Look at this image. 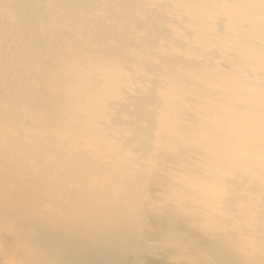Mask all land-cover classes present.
Returning <instances> with one entry per match:
<instances>
[{
  "label": "bare ground",
  "instance_id": "bare-ground-1",
  "mask_svg": "<svg viewBox=\"0 0 264 264\" xmlns=\"http://www.w3.org/2000/svg\"><path fill=\"white\" fill-rule=\"evenodd\" d=\"M0 264H264V0H0Z\"/></svg>",
  "mask_w": 264,
  "mask_h": 264
},
{
  "label": "rangeland",
  "instance_id": "rangeland-1",
  "mask_svg": "<svg viewBox=\"0 0 264 264\" xmlns=\"http://www.w3.org/2000/svg\"><path fill=\"white\" fill-rule=\"evenodd\" d=\"M169 6H170V9L167 10L166 14H167V16H169L171 18V14H172L173 7H171V5H169ZM183 9L184 8L182 7V10ZM178 14H179V17L178 18H179V22H180V26L181 27L178 28L177 26H174L172 24H170L169 27H170V29L172 28L174 31L179 32L181 34V40L184 42L185 41V38H184V31H185V22H184L185 17L184 16H185V12L183 10V11L179 12Z\"/></svg>",
  "mask_w": 264,
  "mask_h": 264
}]
</instances>
